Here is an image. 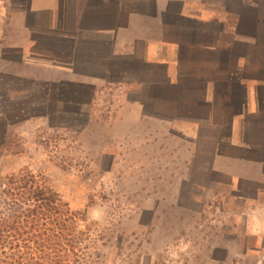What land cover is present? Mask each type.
Returning <instances> with one entry per match:
<instances>
[{"label":"crops","instance_id":"obj_1","mask_svg":"<svg viewBox=\"0 0 264 264\" xmlns=\"http://www.w3.org/2000/svg\"><path fill=\"white\" fill-rule=\"evenodd\" d=\"M217 1L28 0L12 74L41 90L42 119L85 116L78 132L133 137L115 147L158 150L154 164L183 167L168 179L198 165L261 185L264 0Z\"/></svg>","mask_w":264,"mask_h":264},{"label":"rangeland","instance_id":"obj_2","mask_svg":"<svg viewBox=\"0 0 264 264\" xmlns=\"http://www.w3.org/2000/svg\"><path fill=\"white\" fill-rule=\"evenodd\" d=\"M27 1L0 0V182L32 174L79 214L76 264H264V182H230L198 165L195 179H168L183 167L169 174L153 162L158 150L130 147L133 137L103 124L78 132L85 116L42 119L41 90L12 74L23 66L10 46Z\"/></svg>","mask_w":264,"mask_h":264},{"label":"trees","instance_id":"obj_3","mask_svg":"<svg viewBox=\"0 0 264 264\" xmlns=\"http://www.w3.org/2000/svg\"><path fill=\"white\" fill-rule=\"evenodd\" d=\"M79 214L32 174L0 182V264H76Z\"/></svg>","mask_w":264,"mask_h":264}]
</instances>
